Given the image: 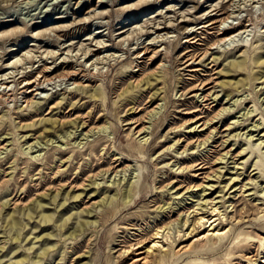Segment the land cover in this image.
Returning a JSON list of instances; mask_svg holds the SVG:
<instances>
[{"label": "rangeland", "instance_id": "obj_1", "mask_svg": "<svg viewBox=\"0 0 264 264\" xmlns=\"http://www.w3.org/2000/svg\"><path fill=\"white\" fill-rule=\"evenodd\" d=\"M215 9L223 10L224 18L230 16L229 23L236 30L247 32L233 43L215 46L214 52H209L213 57L208 56L203 67H196L200 69L197 77L192 76L188 70H181L184 67L179 60L192 33L196 32L201 52L212 47L223 27L219 24L216 30L201 28L214 18ZM248 24L251 26L245 29ZM144 47H150L151 54L139 59ZM155 51L160 54L150 60ZM28 52L30 59H26ZM212 58L217 59L215 75L205 72L213 66ZM18 59L22 62L14 70ZM64 63L71 65L68 71H85L87 78H78L81 86L74 81H58L38 93H17L14 102L0 99V149L11 145L0 156V264H19L22 260V264H116L120 252L138 241H145L142 249L150 247L157 229L170 224L172 240H160L169 252L164 264H263L264 246L246 239L248 235L256 240L264 238V156L261 158L256 149L264 141V0H0V93L6 87L1 83L5 74H29L18 84L9 85L18 90L30 73L36 76L40 67L47 66L60 74ZM205 74L213 75V84L182 96L204 80ZM135 80L141 87H134ZM211 88L215 89L210 91ZM210 92L215 95L204 102L202 96ZM24 97L31 103H25ZM150 99L154 100L147 104ZM58 102H62L60 109L51 113V107ZM156 107L160 114L152 122L145 121L150 128L147 133L138 137L135 133L141 127L130 133L135 128L131 120L145 118ZM223 108L230 109V114L214 120L204 132H199L202 128L189 132L191 121L202 118V124ZM255 109L258 112L253 116L243 117ZM77 118L83 120L78 130H61L62 122L71 123ZM82 122L86 123L83 129ZM234 122L239 123L234 126ZM255 124H260L258 132L251 131ZM93 126H105L107 132L90 137L88 142L77 138ZM228 128L231 130L226 131ZM214 129L219 131L214 143L210 142L206 149L197 148L195 141L204 140ZM46 131L50 135L42 144L49 139L53 142L43 145L37 154L42 153L41 158L48 162L36 165L31 161L35 154L23 153ZM64 132L71 135L69 146L63 145L67 139L58 137ZM239 133L242 138H232ZM146 135L148 144L142 150L140 141ZM224 141H228L225 151L232 150V158L227 165L212 167L217 154L223 151ZM86 142L84 148L76 147ZM261 149L264 155V142ZM161 153L164 156L160 158ZM240 153L243 154L239 156ZM115 158L124 163L119 170L129 166L128 171L117 177L114 173L98 177L101 190L92 196L97 187L90 186L92 176L108 168ZM65 160L68 164L62 163ZM196 162L203 163L206 169L178 170ZM220 166L221 178H213L215 183L209 184L214 187L206 196L199 188V196L182 204L175 200L176 194L171 195L175 190L166 192L182 186L179 194H183L185 188L205 186L210 168ZM58 169L69 170L68 181L78 176L80 180L64 188L54 203L53 191L66 183L51 182ZM230 179L239 181L227 186ZM45 180L47 185L40 189L38 185ZM128 181L136 186L131 203L124 204L120 199L105 209L102 200L120 198V189L124 191L127 187L122 186ZM173 181L178 183L169 188ZM116 182L122 185L107 189ZM50 186L54 189L47 190ZM82 187L83 191H77ZM30 190V196L23 198ZM81 192L82 201L70 198ZM46 194L45 208L41 210L36 198ZM14 202H20L17 210ZM169 205L174 211L170 215L164 212ZM28 213L32 220L27 218ZM222 215L227 221L222 220ZM45 216H51V221ZM187 216L191 230L197 229L193 226L199 217L209 220L214 216L219 229L230 231L229 240L215 250L194 245L189 252L174 256L182 246L192 243L193 236L204 231L198 229L189 238L183 237L188 227H180ZM179 230H183L180 236ZM133 259L134 255L128 256L123 264Z\"/></svg>", "mask_w": 264, "mask_h": 264}, {"label": "bare ground", "instance_id": "obj_2", "mask_svg": "<svg viewBox=\"0 0 264 264\" xmlns=\"http://www.w3.org/2000/svg\"><path fill=\"white\" fill-rule=\"evenodd\" d=\"M213 12L216 13V14H214L212 16L214 18L212 20L208 21L207 24L204 25V27L201 28V29H208V30H216L217 29V26L219 24L223 27V28H220L218 30V33L216 34V41L214 42V44L212 45V47H210L209 49L201 52L200 49L197 48L198 47L197 46V41H196V38L194 37V35H195L196 32L195 33H192L190 35V37L187 38L188 47L185 48V51H184V53L182 54V56H181V58L179 60V62H182L181 65L184 67L181 70L182 71L188 70L187 72L191 73L192 76H194V75L196 76L197 73H199L200 69H198L196 67H203L202 64L205 62V60L207 59L208 56L213 57V54L212 53L214 52V50L216 48L215 46H218V47L219 46H224L228 42H232L233 43L234 40H235V38H237L239 36H242V35H244L247 32V31L241 32L242 30L239 31V29L236 30L237 27L235 25L229 23V20H230L231 17L228 16V17L224 18V16L226 15V13L223 12V10L222 11H218V9H215ZM227 24H229V26H227ZM241 24L242 23H238V25H241ZM250 26L251 25L248 24L245 27V29H248ZM236 31H238V32H236ZM233 32H236V33H233ZM99 33L100 34H103V32H99ZM70 49H71V47H70ZM70 49L68 50L69 52H71ZM150 49H151L150 47H144L143 52L138 56V58L139 59H144L146 56H149L151 54ZM212 50H213V52L209 55V52H211ZM100 51H101V49L98 50V52H100ZM159 52L160 51L153 52V55L151 56V59L150 60H153V61L156 60L157 56L160 54ZM26 56H25L26 59H30L31 58L30 52H28ZM21 62H22V59H18L13 64L14 66H13L12 69H14V70L17 69L18 68V65ZM215 62H217V59L216 58H212L211 64H213V66L209 68V71H205V72H208V73L213 72V75H215V72H214V69H213L215 67V64H214ZM64 64H66V65H63L61 67L62 69H64V71L62 73H60V74H56L55 73L56 70L51 69V68H48L47 66H44L42 68L40 67L39 71H37L35 73L36 76L33 77L32 76L33 73H30L31 76L28 79L24 80L25 85L23 87H21L20 89H18V90H13V89L9 88V85L12 84V83L18 84L21 81L22 78L27 77L29 74H27V75L25 74L26 76H21V77H18V75L15 76L13 73L5 74V76L2 77L4 79L1 80V83L4 86L6 85V87L4 88L3 92L0 93V99L1 100H4L6 102H9V101L14 102L15 98L17 97V93L20 94V95H28V94L38 93L39 91H44L46 89V86L56 85L58 81L59 82H62V81H74V84H76L78 87L81 86L80 82L78 81V78L79 79L82 78L83 80H85L87 78V74L85 73V71L82 70V69H78V68H77V70L68 71L67 69H69L71 65L70 64L67 65V63H64ZM139 66L140 65L137 64L136 68L138 69ZM158 68H160V67H158ZM213 75H207V74L203 75L205 79L204 80H199V84H197L196 86L190 88L186 92H183L182 93V96L186 97L187 95H190V94L196 92L197 90L202 91L203 89H205L210 84H213L212 79H211V78H213ZM16 78H19V79L16 80ZM11 79H14V81H9ZM140 84L141 83L139 81H136V82H134L133 85H134L135 88H139V87H141ZM214 89L215 88H211L210 91L211 90H214ZM214 95H215V93L212 95V92H210L207 95L202 96L203 97L202 99H203L204 102H208L207 100H209V97H212ZM196 97H197V95L195 96V98ZM198 98H200V97H198ZM218 98H219V96L217 95V96L214 97L213 100L214 101L215 100L217 101ZM24 99H25V103H28V104L31 103V101L27 100V97H24ZM153 100L154 99H150L147 102V104H151L153 102ZM61 104H62V102H58V103L54 104L51 107V113L55 109L56 110L57 109H60ZM136 111H138V108L136 110L134 109V112H136ZM195 112H197V111H195ZM227 112L230 114V109L223 108L212 119H210V120H208L206 122H203L202 124L199 123V122H201L203 119L202 118H196L194 121H191V123H189V125H191V127L189 128L190 129L189 132L190 133L195 132V131L198 132V130L200 128H202V129L199 132H204V130H207V129H205L206 127H209V126H211L213 124L214 120L218 119L219 117L222 118ZM255 112H258V109L257 110L255 109L254 111H248V112H246V113H244L242 115H243V117H249L250 115H252V113H255ZM159 114H160V109H159V107H156L152 111L148 112L146 114L147 116L145 118L141 119V120H134V119L131 118L132 120H131L130 125H134L135 128L132 129L130 133L133 134L134 131H136L139 127H141V129L138 130L135 134L138 137L146 134L147 131L150 128H148V127H146L144 125L146 123L145 121L148 119L149 121L152 122V120L155 119ZM188 114L190 115L192 113H188ZM85 118H88V117L85 116L84 119ZM81 121H83V120H81V118H77V119H75L71 123H69V122H62L61 123V125H62L61 126V130L66 129V128H72V129L78 130V128H79L78 127V124H81L80 123ZM238 123L239 122H234L233 125L236 126V125H238ZM193 124H195L194 127H192ZM84 126H86V123L85 122H82V129H83ZM259 127H260V124H255V125L252 126V128H251L252 130L251 131H253V130L256 131ZM85 128H88V127H85ZM229 130H231V128L226 129V131H229ZM258 130L256 132H258ZM106 132H107V127H105V126L104 127H98V126L94 127L93 126L86 133H82L81 132V134L77 138L79 139L80 137H83L82 141L83 140H86L88 142V139L90 137H94V136H97V135L101 136L102 133H106ZM218 132L219 131L217 129H214L213 131H211L208 134V136H206V138L204 140H200V141L199 140H196L195 143H196V145H198L197 148H199L201 146H204V149H206L207 147H209L210 146V144H209L210 142L211 143H214L213 142L214 141V138L218 135ZM49 135H50V131H46L45 134H41L40 137H36L34 139V143L29 144V146L24 150V153L23 154H25V155H29L30 152H32V154H35V156L31 157V161L34 164H36V165H39V162L46 161L43 158H41L42 157V153L37 154V152H41L43 150V145L49 146L48 143L53 142L52 139H49V140L46 141V143L42 144L43 143V139H47V137ZM63 135L64 136H58L61 139H67L66 140L67 142L64 141L65 143L63 145H66V146L71 145V143L69 142V139L71 138L70 133L64 132ZM147 135L144 136L141 139V141H140V145H141V149L142 150H145L146 149V145L148 144V139H146L147 138ZM75 137H76V135L74 134V139L73 140H75ZM242 137H243V134L241 135L240 133L232 136V138H238V139H240ZM263 138H264V135H263ZM252 140H253V138L251 136V138H249L250 144H251V141ZM87 142L86 143H83V144L82 143H79L78 146H76V147L79 148V146L83 145L82 148H84V144H87ZM227 142L228 141H224V143H223V151L222 152H219L217 154L218 155V158L212 164V167H214V166L217 167L219 165H222L223 166V165L229 164V160L232 158V150L225 151L226 150L225 149V145L227 144ZM263 142L264 141H262L261 144L259 145V147L256 148L257 149V152L259 154H261V158L264 156L263 153H261V150H262L261 149V146H262ZM76 144H77V142L74 143V145H76ZM26 145H28V144L26 143ZM191 145H192L191 143L189 145L187 144L186 148L184 149V152H186L188 146H191ZM9 146H11V145L8 144L7 146H4L3 148L0 149V156L2 154H4V153H2L3 151L5 152V151L8 150ZM40 147H42V148H40ZM34 149H38V150L37 151H34ZM26 150H28V151L25 152ZM61 150H63V149H61ZM241 154H243V153H240L239 156H241ZM161 156H164L163 153H161L160 158H161ZM33 160H35V161H33ZM47 162H48V160L46 161V163ZM68 162L69 161L65 160L62 163L68 164ZM107 163L108 162H106V164ZM123 164L124 163H123V161L121 159L115 158L113 160V162H111V164H109L108 168L104 169L103 171H100L96 176H92V181H90L91 182L90 186H93V185H96L97 186L96 189H95L96 191L92 194V196H94L97 193V191H100L101 190V184H99V183L96 182V180L98 179V177H101V176L104 177L105 175H107L109 173H114L116 177L120 173H124L125 174L128 171L129 166L124 167L122 170H119L120 167ZM220 167H218L215 170H213V168H210V173L209 174H206V177H205V181H208L207 182L208 184L205 185V186H204V184H201V185H198V186H195L194 185L193 187L191 186V187L185 188V192L183 194H179V191L183 189L182 186H178L175 189L173 187H171V189H169L170 186H173L174 184H177L178 183V181H173V182H171L169 184V186H168L169 188L167 187L169 190H167L166 192L169 193L170 191H174L175 190V193H171V195L172 194H176L177 195V199H175V200H181L182 204L183 203H186V201L188 199H190V198H192L194 200V198H196L195 195L199 196L198 193H196V192H198V189L199 188L202 189V193H203L202 196H206L207 195L206 194L207 191L212 190V188L214 187L213 185L209 184L210 182H214L213 181V178H216L218 181L221 178L220 173H221L222 167L221 168ZM194 169H197V171H202V170H205L206 168H205V165L203 163H197V162L194 163L191 166H185V167H179L178 168V170H180V171H186V170L193 171ZM67 172H66V170L60 171V169H58V172L56 173V176L53 178V181H51L53 184L56 183V182H58V181L59 182L66 181V183L64 185H62L58 190H54L53 191V193H55V195H54V197L52 199V201L54 203L57 202V199L60 197L61 191H63L64 188L69 187V186H72L74 183H76V181H79L80 180V176H78V177L74 178L72 180V182L68 181L69 176L67 175ZM83 174H84V171L80 175H83ZM93 179H94V181H93ZM115 180H116V178H115ZM230 180H231V182L227 186H229L230 184H232V182L237 183L239 181V180L237 181L236 179H230ZM123 181H125V179ZM112 184L113 185H109L107 187V189L110 188V187L111 188L120 187L122 185L121 182H119V183L116 182V183H112ZM46 185H47V180L43 181V183L39 184L38 186H39L40 189H42ZM125 186L127 188L124 191L122 189H120L121 190V196H120V198H117V197L115 199L112 198L111 201H110L109 198L108 199H103L102 202H101L102 206L105 209L106 208H110V206H113L116 202H119L120 199H123L122 201L125 202L124 204H130L131 201H132L131 199L134 197V196H132V193L136 189L135 188L136 186H135V183L134 182L132 183V182H129V181L126 184H124L122 186V188L125 187ZM51 189H54V187L50 186L49 189H47V190H51ZM75 189H76V187H73V191ZM80 190L83 191V187L77 189V191H80ZM30 194H31V190L30 191H27L26 194H25V196L23 198H28L30 196ZM186 194H190V196L188 198H184L186 196ZM45 196L48 197V194L42 195V198H41V196H38V199L36 198V201L38 200V203H37L38 208H40L41 210H43L45 208L44 207V204H43V200L45 199ZM83 197H84V192H81L79 195H74L73 197H70V198H73L74 200H78L79 199V200L82 201L83 200L82 199ZM85 197H86V195H85ZM204 198H203V200H204ZM20 200L22 201V199H20ZM20 200H18V201H20ZM18 204H20V202H18V203L14 202L13 206H14L15 210H17L20 207ZM206 204H208L207 201H206ZM7 205L8 204H6L4 206L6 207ZM63 206L64 205H61V208ZM23 207L25 208L26 206H23ZM201 207H203V206H201ZM163 209H164V207H161L160 208L161 211ZM26 211H28V208L27 207H26ZM165 211H167L168 215L172 214L174 212L172 205H169L167 208H165L164 209V212ZM215 212H217V208L216 209L214 208V210L212 211V213H214V214H215ZM214 216L212 218H210L209 220H207L205 218V216L199 217L198 220L195 223V226H193V227H195L197 229H194L193 228L192 230L190 229V227H191L190 224H189L190 226L188 227L189 217L187 216L188 218L185 220L184 224L181 223V227H180V228H183V227H186V226L188 227V228H186L188 232H186V234H184L183 237H186L187 236V238H189L193 234V232L195 230H198V229L199 230H204V231L201 232V233H198V235H196V236H193L192 237L193 238V241H192V243L190 245L182 246L178 251L176 250L177 252L174 253V256H178V254L181 253V252H183V253L189 252L193 248L194 245L199 246L201 249H205V250L208 251V250H210V248H212V250H215V249L220 248L223 244H225L229 240V238H230V236H229L230 235V231H225V230L222 231V229H219V225L216 224L217 220L213 219ZM27 218L29 220H32L33 219V216L28 213L27 214ZM44 219H46L47 221H51V216H45ZM212 219L214 221H212ZM222 220L227 221V219H226L225 216L222 217ZM14 221L16 223V218H14ZM16 225H17V223H16ZM171 226H172V224L167 225V226H165L163 228L157 229V232L153 235V238L154 239L152 238V240H153L152 242L153 243L151 244L150 247H146V248L142 249V246L141 245L145 241H138L136 244H131L126 249L124 248L125 251L120 252L119 257H117L118 258V261H116V264H123L126 260H128V256L130 257L131 255H134V259L131 261V263L128 262L129 264H164L165 263V260L169 256V252H167L168 250H164L165 246H162L160 240H163V239H165L166 241L172 240V237H171L172 233H170V231H171L170 227ZM190 230H191V232H190ZM182 232H183V230L182 231L179 230L178 231V236H180V234ZM246 240L253 241V243H259L262 247L264 246V238H262L261 240H256L255 238H253V237H251V236L248 235V237H247ZM172 242H174V241H172ZM76 249H77V247H75V250ZM202 255H204V254H202ZM45 256H46V254L44 255V257ZM200 257H201V255H198V258H200ZM23 262H25V261L22 260V261H20L19 264H22ZM199 264H210V263H204V262H201L200 261ZM263 264H264V262H263Z\"/></svg>", "mask_w": 264, "mask_h": 264}]
</instances>
